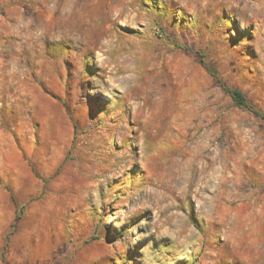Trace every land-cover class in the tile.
<instances>
[{"label":"rangeland","instance_id":"obj_1","mask_svg":"<svg viewBox=\"0 0 264 264\" xmlns=\"http://www.w3.org/2000/svg\"><path fill=\"white\" fill-rule=\"evenodd\" d=\"M224 87L264 115V0H0V264H264Z\"/></svg>","mask_w":264,"mask_h":264},{"label":"trees","instance_id":"obj_2","mask_svg":"<svg viewBox=\"0 0 264 264\" xmlns=\"http://www.w3.org/2000/svg\"><path fill=\"white\" fill-rule=\"evenodd\" d=\"M201 62H202V65L208 70V72H209L212 76L218 78V80H219L220 82H222V81L220 80L219 73H218L216 70H213V69H210V68L206 67V65H205L203 59L201 60ZM224 88H225L226 93L232 98V100L235 102V104H236L238 107H240V108H242V109L250 110V111H251L256 117H259V118H261L262 120H264V115L261 114V113H259V112H257V111H256V110L250 105V103H249V101H248L246 95H245L242 91H240V90H238V89H231V88H228V87H224ZM18 219H19V217H18Z\"/></svg>","mask_w":264,"mask_h":264}]
</instances>
